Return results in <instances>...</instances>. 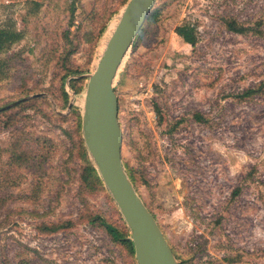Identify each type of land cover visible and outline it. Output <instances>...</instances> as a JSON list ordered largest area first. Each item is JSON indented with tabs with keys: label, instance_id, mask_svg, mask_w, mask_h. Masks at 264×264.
I'll list each match as a JSON object with an SVG mask.
<instances>
[{
	"label": "rangeland",
	"instance_id": "374dc122",
	"mask_svg": "<svg viewBox=\"0 0 264 264\" xmlns=\"http://www.w3.org/2000/svg\"><path fill=\"white\" fill-rule=\"evenodd\" d=\"M127 1L0 0V25L23 35L0 54V264H137L103 224L124 226L116 203L84 181L72 109ZM154 7L114 82L123 163L179 262L264 264V0Z\"/></svg>",
	"mask_w": 264,
	"mask_h": 264
},
{
	"label": "water",
	"instance_id": "95a60500",
	"mask_svg": "<svg viewBox=\"0 0 264 264\" xmlns=\"http://www.w3.org/2000/svg\"><path fill=\"white\" fill-rule=\"evenodd\" d=\"M155 1L128 0L125 4L95 69L86 74L81 129L88 154L129 230L137 264H179L123 164L122 129L114 89L119 69Z\"/></svg>",
	"mask_w": 264,
	"mask_h": 264
},
{
	"label": "trees",
	"instance_id": "16d2710c",
	"mask_svg": "<svg viewBox=\"0 0 264 264\" xmlns=\"http://www.w3.org/2000/svg\"><path fill=\"white\" fill-rule=\"evenodd\" d=\"M10 1H16V0H10ZM156 14H157V8H155L153 6V9H152L151 13L149 14V16L147 17V20L148 19L150 20L152 18V16L153 15L155 16ZM112 22L113 21H111V23H109L108 28L110 27ZM224 22H225L226 27L230 31L235 32V33L245 34V33L249 32V31H253L252 27L240 24L233 18L224 19ZM175 33L178 36H180L185 43L190 44L191 46H195L196 45L197 37H196V32H195L194 25L189 24V23L180 24V25L176 26ZM22 36L23 35H22L21 31H16L15 29H13V28H11L9 26L0 25V54L5 52V50L8 49L13 43H15L16 41L20 40L22 38ZM136 37H135V39H136ZM135 39H134V41H135ZM134 41H133L132 46H134V44H135ZM7 67H8V61L6 59L2 58L1 55H0V78L4 77ZM65 77H64V79H65ZM82 78H84L82 76V73L77 72V76L75 78H70V80H68V84L70 85L71 88H73V90L75 92H78V91H80L82 89L81 85L80 86H76L78 84V82H80L82 80ZM64 83H65V81H64ZM64 93H65L64 94L65 95V99H67L68 95H67L66 92H64ZM154 108H155V112L157 113V115L159 117V121H161L162 120V116H161V112H160V109H159L158 105L154 104ZM72 109L77 111V122H78V124H80V127H81V111L74 105H72ZM118 113H119V110H118ZM194 117L197 120H199V121H203L202 116L199 113H195ZM118 118H119V114H118ZM81 147H82V157H83V159L86 162L85 172L83 174L84 181L87 182V183L92 184L96 188H99L101 191L108 192V190L105 188V186H104V184L102 182V179L100 178V176H99V174L97 172V169L95 168V165H94L93 161L88 156V152H87V150L85 148L84 143H81ZM124 166H125V169H126L128 175H129L131 181L134 184V179L135 178H134L133 173H132V168L128 167V166L126 167V165H124ZM108 194H109V192H108ZM110 199L112 200L111 196H110ZM103 224L105 225L107 231L110 233L111 238L113 240H115V241H120L124 245V247L127 249V251L133 257H135L134 246H133L132 240L130 238V233H129V230H128L126 224H124L122 229H119L116 226L111 225L109 223L103 222ZM67 225H69V224H65V226H67ZM62 228H64L63 223L62 224H53V225H44V226L41 227V229L43 231H47V232H50V233L57 232V231H59ZM172 250H173V248H172ZM173 252H174V250H173ZM174 254H175V252H174ZM175 256H176V254H175ZM176 259L178 260L177 256H176ZM179 264H184V262H179Z\"/></svg>",
	"mask_w": 264,
	"mask_h": 264
},
{
	"label": "bare ground",
	"instance_id": "6f19581e",
	"mask_svg": "<svg viewBox=\"0 0 264 264\" xmlns=\"http://www.w3.org/2000/svg\"><path fill=\"white\" fill-rule=\"evenodd\" d=\"M117 22H118V19L116 20L115 25L113 26L111 32H109V34L107 35V37H106L105 40L103 41V44H102V52H103V50H104V48H105V46H106V43H107L108 39L110 38V36H111V34H112V32H113V30H114V28H115ZM102 52H101V54H102ZM101 54H100V55H101ZM99 57H100V56H99ZM124 60H125V59H124ZM97 62H98V61H97ZM119 70H120V69H119ZM83 102H84V101H83Z\"/></svg>",
	"mask_w": 264,
	"mask_h": 264
},
{
	"label": "crops",
	"instance_id": "0c3cea01",
	"mask_svg": "<svg viewBox=\"0 0 264 264\" xmlns=\"http://www.w3.org/2000/svg\"><path fill=\"white\" fill-rule=\"evenodd\" d=\"M5 1H7V3H11V2H14V1H10V0H5Z\"/></svg>",
	"mask_w": 264,
	"mask_h": 264
}]
</instances>
